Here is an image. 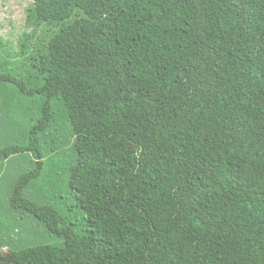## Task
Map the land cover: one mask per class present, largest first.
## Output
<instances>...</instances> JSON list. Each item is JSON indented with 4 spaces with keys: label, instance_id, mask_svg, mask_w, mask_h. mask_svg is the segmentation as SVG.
<instances>
[{
    "label": "trees",
    "instance_id": "trees-1",
    "mask_svg": "<svg viewBox=\"0 0 264 264\" xmlns=\"http://www.w3.org/2000/svg\"><path fill=\"white\" fill-rule=\"evenodd\" d=\"M32 13L60 27L36 83L0 73L3 97L39 104L0 163L31 155L10 207L62 244L0 264H264V0H32ZM60 117L78 232L24 196Z\"/></svg>",
    "mask_w": 264,
    "mask_h": 264
},
{
    "label": "rangeland",
    "instance_id": "rangeland-1",
    "mask_svg": "<svg viewBox=\"0 0 264 264\" xmlns=\"http://www.w3.org/2000/svg\"><path fill=\"white\" fill-rule=\"evenodd\" d=\"M59 27L60 24L36 21L32 0H0V73L14 76L28 86L36 83L38 79H33L30 66L45 53L47 42ZM3 91L6 97L0 91V150L25 144V135L39 112L36 99L18 96L6 86ZM73 139L69 124L60 117L46 136L47 154L41 176L24 192V196L59 210L78 232L80 213L73 207L67 188ZM33 162L30 154H20L0 163L1 256L27 248L62 244L34 217L10 207L9 198L16 179L35 167Z\"/></svg>",
    "mask_w": 264,
    "mask_h": 264
}]
</instances>
